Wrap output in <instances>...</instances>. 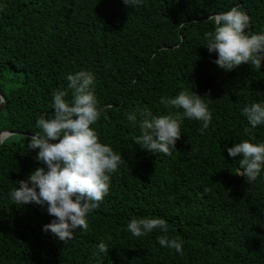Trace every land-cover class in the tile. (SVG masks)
<instances>
[{
	"label": "trees",
	"instance_id": "trees-1",
	"mask_svg": "<svg viewBox=\"0 0 264 264\" xmlns=\"http://www.w3.org/2000/svg\"><path fill=\"white\" fill-rule=\"evenodd\" d=\"M236 5L250 17L248 31L264 30V0H0V131L29 134L0 143V264H264V173L249 184L237 175L240 155L225 147L247 138L240 108L264 101V61L225 71L204 46L211 18ZM81 69L95 73L106 109L93 127L124 162L88 230L65 243L43 230L53 219L46 208L15 204L9 192L43 166L27 141L39 115L54 111L53 92ZM182 89L211 90L208 129L185 118L170 154L141 148L125 114L175 112L160 100ZM254 135L264 140V126ZM146 216L167 221L183 255L161 247L158 230L127 231L132 217ZM101 240L108 252L94 255Z\"/></svg>",
	"mask_w": 264,
	"mask_h": 264
},
{
	"label": "clouds",
	"instance_id": "clouds-1",
	"mask_svg": "<svg viewBox=\"0 0 264 264\" xmlns=\"http://www.w3.org/2000/svg\"><path fill=\"white\" fill-rule=\"evenodd\" d=\"M138 0H123L126 6L136 5ZM211 21L214 28L204 33V46L215 53L214 63L225 71L242 64L261 68L264 61V30L248 31L250 17L239 5L218 12ZM67 89L53 92L51 108L47 116L39 115L33 135L27 141L28 150H36L35 159L43 166L37 167L24 179L16 181L9 192L15 204H35L46 208L50 223L43 225L59 240L67 243L77 232L87 231L89 216L99 207L109 193L112 174L123 165L122 155L103 142L93 127L106 109L96 96V76L88 69L66 75ZM193 90L182 89L176 95L162 97L160 103L177 111L153 114L149 109L127 112V120L138 125L136 144L147 151L170 154L181 138V124L187 118L201 122V132L212 123L208 97ZM247 125L243 132L247 137L228 147L230 157L240 155L238 174L249 184L264 173V140L257 141L254 135L258 126H264V101L246 103L240 108ZM127 231L143 237L153 231L161 247L174 249L183 255L182 241L170 238L167 221L158 216L132 217ZM110 240L111 237H106ZM94 255L108 252V245L101 240Z\"/></svg>",
	"mask_w": 264,
	"mask_h": 264
},
{
	"label": "water",
	"instance_id": "water-1",
	"mask_svg": "<svg viewBox=\"0 0 264 264\" xmlns=\"http://www.w3.org/2000/svg\"><path fill=\"white\" fill-rule=\"evenodd\" d=\"M249 27H250V31H253L252 28H251V22L249 24ZM5 102H6V99H5V94L4 92L0 89V112L1 110L4 108L5 106ZM13 134H24V135H29L28 133L26 132H22V131H12V130H2L0 131V143L6 138L8 137L9 135H13Z\"/></svg>",
	"mask_w": 264,
	"mask_h": 264
}]
</instances>
